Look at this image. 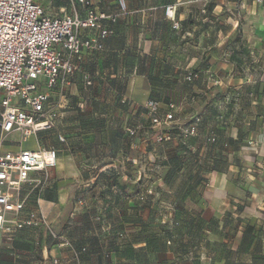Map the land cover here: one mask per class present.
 <instances>
[{
    "label": "crops",
    "instance_id": "crops-1",
    "mask_svg": "<svg viewBox=\"0 0 264 264\" xmlns=\"http://www.w3.org/2000/svg\"><path fill=\"white\" fill-rule=\"evenodd\" d=\"M45 1L49 16L73 15L74 8L86 15L78 0ZM87 1L96 12L120 13L117 0ZM126 6L115 24L106 22L114 33L105 50L82 51L56 130L36 138L37 149L55 148L58 159L30 209L62 240L45 227L27 229L2 240L0 264H183L161 224L178 216L175 233L186 240V209L210 225L205 236L216 264H264V0ZM189 71L200 78L187 83ZM148 100L163 113L176 107L167 143L156 142ZM194 119L197 135L184 140L180 129ZM212 136L216 144L207 141ZM10 140L7 149L17 142ZM186 180L196 185L187 197ZM142 190L150 206L139 200ZM97 216L101 224L92 221ZM59 241L88 252L77 261Z\"/></svg>",
    "mask_w": 264,
    "mask_h": 264
},
{
    "label": "built area",
    "instance_id": "built-area-1",
    "mask_svg": "<svg viewBox=\"0 0 264 264\" xmlns=\"http://www.w3.org/2000/svg\"><path fill=\"white\" fill-rule=\"evenodd\" d=\"M78 1L87 7L84 17L75 8L73 15L49 16L40 0H0V243L3 239L11 242L17 232L39 225L56 237L45 217L37 211L26 213V208L31 194L44 186L46 172L56 167L58 151L29 150L24 145L32 136L38 138L57 128L82 51L103 52L105 41L114 33L106 22L115 24L127 12L126 0H117L120 13L116 15L96 12L89 1ZM171 10L167 9L168 16ZM86 30L97 35L86 38ZM197 77L189 74L187 80ZM85 83L92 84L88 77ZM144 107L159 128L156 142L170 141L165 129L174 122L176 107L170 105L164 115L155 101L148 100ZM197 132L196 124L181 129L185 139ZM13 135H19V140L7 149ZM58 141L65 139L58 135ZM215 141L213 136L208 139ZM59 247L74 251L68 241H61Z\"/></svg>",
    "mask_w": 264,
    "mask_h": 264
},
{
    "label": "trees",
    "instance_id": "trees-1",
    "mask_svg": "<svg viewBox=\"0 0 264 264\" xmlns=\"http://www.w3.org/2000/svg\"><path fill=\"white\" fill-rule=\"evenodd\" d=\"M189 74H197L198 77L196 79L192 80V81H188L187 78H188ZM200 74H201V72H198V71L186 72L185 81L187 83H193L194 81H196V80H198L200 78ZM151 101H155V102L159 103L156 100H151ZM145 111L147 113L146 109H145ZM160 112H161L162 115L165 114V113L162 112L161 107H160ZM149 119H150V117H149ZM150 121H151V119H150ZM151 123H152V121H151ZM194 124L197 125V131H198L199 121L197 119H194V121L190 125H194ZM190 125H188L187 127H189ZM181 129H183V128H181ZM181 129H180V134H181L182 138L184 140H187L188 138H190V137H188V138L185 139L183 137L182 133H181ZM54 131L41 133L40 135L48 134V133H51V132H54ZM165 133H168L169 135L172 134L171 126L169 128L165 129ZM209 138L210 137H208V139ZM208 139H207V141H208ZM167 142H163V143H167ZM216 143H217V138H216L215 143H210V144H216ZM195 188H196V185L193 183V181L186 180V197ZM150 197H151L150 193H148V191H146V190H142L139 193V200L141 201L143 206H148L151 203ZM32 202H33V197H32V199L30 197L29 198V202L27 204L26 213L34 211V210L30 209V205L32 204ZM92 221L95 222V223L101 224L103 222V218L101 216L93 217ZM212 225H213V223H212ZM161 226H168L169 227L167 229V231H166L167 236L165 237V244L167 246H170V247H174L175 246L176 249H178L179 252H178V255H176V261L177 262H180L181 259H182L183 262H184L183 264H186V258H187V260L189 262H194V264H216L219 261L217 251L214 250L213 247H211L209 241L206 239V236H205V231L211 230L210 229V225L208 224V227H206V222L201 218L200 212H197V211L195 212V211L186 209V240L176 236L175 230L180 228V227H182V222L179 220L178 216H174L170 222L161 224ZM40 227H45V226L39 225L37 227L25 228V229L17 232L13 236V240L11 242H13L15 240V238L18 237V235L21 232H23V231H25L27 229H35V228H40ZM197 235H199V236H197ZM123 237H124L123 233L117 234V238L122 239ZM53 238L55 240H62L58 236H56V237L53 236ZM68 242L72 245V248L74 250L73 252L70 250L73 253V258L75 260H77V261H80L82 255L88 252V248L87 247L77 248L72 242H70V241H68ZM193 242L196 244L195 248H194L195 252L200 255L199 263H196V259L192 258V256H191L192 252L188 249V247L191 244H193ZM60 243L61 242L59 241L57 243V245H59ZM186 249H188L187 252H186ZM103 255L105 257H109L110 256L109 253H104Z\"/></svg>",
    "mask_w": 264,
    "mask_h": 264
},
{
    "label": "rangeland",
    "instance_id": "rangeland-1",
    "mask_svg": "<svg viewBox=\"0 0 264 264\" xmlns=\"http://www.w3.org/2000/svg\"><path fill=\"white\" fill-rule=\"evenodd\" d=\"M40 1H41V3H43L45 0H40ZM45 2H46V1H45ZM11 139H12V140H17V141H18V140H19V135H13V137H11ZM24 146H25V148H28V149H31V150H36V149L38 148L36 138H35L34 136H32ZM144 179H145V178H144ZM34 195H35V191H34V193H33L32 196H31V199H32V197H33V201L36 200V199L34 198ZM190 208H192V207H190ZM47 223H48L49 226H50L49 220H47ZM50 227H51V226H50ZM197 236H199V235H197ZM198 238H199V237H198ZM195 245H196V244L193 242V244H191V245L188 247V249L192 252V254H191L192 258H193V259H196V263H199V259H200L199 257H200V255L197 254V253L195 252V250H194ZM188 249H186V252L188 251ZM179 263H184V262H183V260L181 259V261H180ZM186 264H194V262H189V261L187 260V258H186Z\"/></svg>",
    "mask_w": 264,
    "mask_h": 264
}]
</instances>
